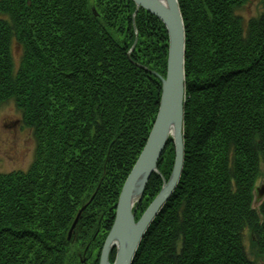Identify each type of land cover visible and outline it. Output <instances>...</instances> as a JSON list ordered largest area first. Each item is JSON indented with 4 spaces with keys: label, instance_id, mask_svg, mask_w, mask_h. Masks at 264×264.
Instances as JSON below:
<instances>
[{
    "label": "trees",
    "instance_id": "16d2710c",
    "mask_svg": "<svg viewBox=\"0 0 264 264\" xmlns=\"http://www.w3.org/2000/svg\"><path fill=\"white\" fill-rule=\"evenodd\" d=\"M177 2L186 40L182 172L133 264H264V199L253 206L264 169V0L249 19L240 14L248 0ZM135 8L134 0H0V106L15 103L36 144L26 170L0 173V264H99L159 108L152 71L166 75L165 25ZM163 149L136 221L172 173L171 138Z\"/></svg>",
    "mask_w": 264,
    "mask_h": 264
},
{
    "label": "water",
    "instance_id": "95a60500",
    "mask_svg": "<svg viewBox=\"0 0 264 264\" xmlns=\"http://www.w3.org/2000/svg\"><path fill=\"white\" fill-rule=\"evenodd\" d=\"M164 1H166L165 4L163 0H134L135 10L141 7L147 9L154 16L156 15L162 20L168 32L166 75L164 77L152 71L161 82L159 108L147 141L120 190L115 218L103 243L99 264H133L134 255L145 231L159 209L174 192L182 172L184 160L182 124L185 98V29L177 0ZM169 138L173 141L175 148L172 173L168 180L164 181L159 193L143 212L142 217L136 221L135 203L141 199L142 192L152 174L159 172L157 170L158 159ZM263 192L264 185H261L257 190L258 197ZM84 207L78 210L76 218L70 226L68 237L74 230ZM114 248L116 254L113 263H111L108 258Z\"/></svg>",
    "mask_w": 264,
    "mask_h": 264
},
{
    "label": "rangeland",
    "instance_id": "374dc122",
    "mask_svg": "<svg viewBox=\"0 0 264 264\" xmlns=\"http://www.w3.org/2000/svg\"><path fill=\"white\" fill-rule=\"evenodd\" d=\"M261 0H248L240 14L246 19L256 16L262 11ZM13 58L15 63L19 62L20 47L13 43ZM35 140L32 130L21 121V112L15 106L12 100H8L0 106V173L11 172V170H26L34 158ZM264 185V169L262 168L260 176L254 186V207L264 199V192L258 197L257 190ZM246 251L251 259L258 257L251 249V244L244 237ZM116 254V249H115ZM135 256V255H134ZM260 264V263H259Z\"/></svg>",
    "mask_w": 264,
    "mask_h": 264
},
{
    "label": "bare ground",
    "instance_id": "6f19581e",
    "mask_svg": "<svg viewBox=\"0 0 264 264\" xmlns=\"http://www.w3.org/2000/svg\"><path fill=\"white\" fill-rule=\"evenodd\" d=\"M166 1L163 0V3L165 4Z\"/></svg>",
    "mask_w": 264,
    "mask_h": 264
}]
</instances>
